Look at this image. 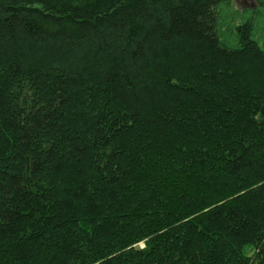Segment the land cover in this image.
Returning a JSON list of instances; mask_svg holds the SVG:
<instances>
[{
  "label": "trees",
  "instance_id": "1",
  "mask_svg": "<svg viewBox=\"0 0 264 264\" xmlns=\"http://www.w3.org/2000/svg\"><path fill=\"white\" fill-rule=\"evenodd\" d=\"M231 1L0 0V264H264V49L223 41Z\"/></svg>",
  "mask_w": 264,
  "mask_h": 264
},
{
  "label": "rangeland",
  "instance_id": "2",
  "mask_svg": "<svg viewBox=\"0 0 264 264\" xmlns=\"http://www.w3.org/2000/svg\"><path fill=\"white\" fill-rule=\"evenodd\" d=\"M229 8L224 13L223 41L229 46L239 45L237 26L250 22L251 37L264 49V0H232Z\"/></svg>",
  "mask_w": 264,
  "mask_h": 264
}]
</instances>
